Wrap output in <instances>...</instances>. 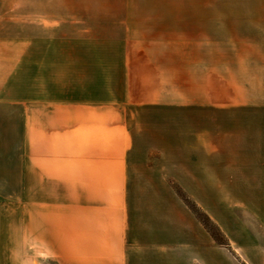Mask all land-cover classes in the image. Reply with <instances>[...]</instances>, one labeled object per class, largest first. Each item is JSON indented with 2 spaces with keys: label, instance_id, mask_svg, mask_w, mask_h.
I'll return each instance as SVG.
<instances>
[{
  "label": "crops",
  "instance_id": "crops-1",
  "mask_svg": "<svg viewBox=\"0 0 264 264\" xmlns=\"http://www.w3.org/2000/svg\"><path fill=\"white\" fill-rule=\"evenodd\" d=\"M20 1L7 8L0 0V264H31L32 250L77 258L87 248L117 250L119 242L87 247V233L101 231L88 230L86 203L130 202L133 156L154 153L165 189L159 203L178 201L166 187L185 188L229 246L257 250L264 243V1L159 3L141 37L95 40L92 77L78 67L82 81L72 88L70 62L61 57L55 69L48 38L6 20L8 9L23 17ZM39 4L51 7L29 0L24 19L36 21ZM146 107L157 110L156 151L137 146ZM87 187L100 190L87 195ZM55 203L68 207L57 211ZM190 221L174 213L160 225L177 244L203 233ZM208 251L205 264H243Z\"/></svg>",
  "mask_w": 264,
  "mask_h": 264
},
{
  "label": "rangeland",
  "instance_id": "rangeland-1",
  "mask_svg": "<svg viewBox=\"0 0 264 264\" xmlns=\"http://www.w3.org/2000/svg\"><path fill=\"white\" fill-rule=\"evenodd\" d=\"M45 1L52 8L50 7L48 11H41L42 8L39 4L36 21L34 18L31 21L28 18L24 19V14L28 15L29 13L24 8L26 5L28 6L29 0L20 1L23 7L20 15L23 17L18 15L20 12L17 10L9 9L6 11L5 17L7 21H14L13 24L18 25V28L20 25L23 33L37 34L39 38L42 37L43 39L48 38V49L53 51L55 56L53 59L55 69L60 66L61 57L70 62L69 84L72 88L77 85L78 81H82V78L77 79L78 67L87 73L84 76L85 79L92 77L89 75V71L93 70L92 62L94 60L90 58L89 53H91L90 47L94 48V44L97 45L95 40H101L104 44L105 39L110 38L123 40L126 36L141 37L145 34V18L156 19L159 3L205 1L238 3L262 2L264 0ZM13 2L18 3L19 0H7V8L13 5ZM40 44L39 52L45 50V44ZM139 45L140 43H134L135 48ZM83 48H85L86 53L78 55L79 49ZM103 62L105 61L103 60ZM45 65L42 63V66ZM103 66L105 65L103 64ZM156 120V107H146L145 123L139 124V129H143L144 136L142 140H139L137 146L144 145L145 150L156 151ZM133 158L135 162L139 159V162H136L138 166H134L133 170L135 172L134 185L125 188V194L129 196L130 202L118 203L117 208L111 206L110 203H86L88 230H92V227L97 224L98 230L101 231L100 234L96 235L87 233L85 237L87 247L90 242L97 240L112 244L119 242L117 245L113 244L118 249L105 251L87 248L85 258L81 256L77 258L76 255L65 256L61 249L53 252L32 250L27 253V258L31 264H106L101 261L110 258L119 261L125 260L130 264H205V259L209 255L208 250L211 247L215 248L216 252L217 250L223 252L231 262L239 260L246 264L245 260L250 264L254 261L258 264H264L263 241L256 244L257 250H237V246H229L228 237L220 225L189 197L185 188L166 187L167 190H171L177 195L178 201L176 203H159L158 199L165 193V189L158 186L157 154L134 155ZM137 178L142 181H137ZM92 189L100 190V188L87 187V195ZM122 189L124 188H120V190ZM162 205L165 206L164 209ZM67 207L68 204L55 203V210L57 211L67 209ZM96 207L98 210L95 213L94 208ZM94 213L97 216L93 215ZM174 213L181 217L183 222L191 224L190 220H193L194 226L202 230L203 233L199 234V237L195 236L196 238L184 239L183 242L174 243L173 237L169 236L167 232L171 228L166 226L162 230L160 225L167 222L169 216L173 217ZM166 216L167 218H165ZM114 227L117 229V234L114 233L116 231L111 233ZM263 227L262 237H264ZM235 238L244 239V235L235 234ZM215 255V258L218 257Z\"/></svg>",
  "mask_w": 264,
  "mask_h": 264
}]
</instances>
